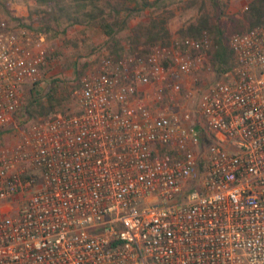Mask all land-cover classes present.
<instances>
[{"label": "built area", "instance_id": "obj_1", "mask_svg": "<svg viewBox=\"0 0 264 264\" xmlns=\"http://www.w3.org/2000/svg\"><path fill=\"white\" fill-rule=\"evenodd\" d=\"M43 40L0 19V264H264V27L230 36L235 65L202 92L195 123L156 104L165 64L208 65L206 32L101 59L75 113L8 143Z\"/></svg>", "mask_w": 264, "mask_h": 264}, {"label": "rangeland", "instance_id": "obj_2", "mask_svg": "<svg viewBox=\"0 0 264 264\" xmlns=\"http://www.w3.org/2000/svg\"><path fill=\"white\" fill-rule=\"evenodd\" d=\"M50 1L47 0L43 5L40 4V0H0V19L10 24H18L15 18H19V21L25 23L27 28L35 34L42 33L44 40L39 42L38 47L44 51L46 56V64L40 69L39 79L34 86L25 89L13 123L11 122L3 131L4 140L8 143H12L19 134L17 131L32 119L43 117L53 111L75 113L78 110L76 93L83 78L98 66L101 59L113 58L112 52H118L117 49L111 47L113 40L104 34L99 18L92 21L83 20V11L88 6L83 8L77 6L75 0H67L71 5L69 7L71 15L78 16L80 20L77 23H71V20L65 16L58 20L50 17L47 13L53 8V1ZM95 1L100 6L107 5L106 0ZM109 1L116 4L119 0ZM219 1L223 3V7H216L211 0H165L160 5L154 3L141 7L132 14H127V11L120 13L119 18H127L125 28L116 33L118 45L121 48L120 56L135 51L142 53L145 39L137 36L136 27L157 16L166 20V27L170 31V38L166 39L169 41L161 44L168 49L176 50L178 43L182 40L178 29L195 19L203 3L206 6L204 9L210 15L212 25L223 29L227 34L231 33L233 25H238V22H233L234 19H240L246 5L251 0ZM84 3H89V0H84ZM130 5L133 6L134 3ZM58 10L55 6L54 13L58 14ZM106 11L109 21L117 18V13L113 8L109 7ZM42 22L49 23L50 29H46ZM212 37H214L213 34ZM212 37L208 34L210 46L213 43ZM156 44L161 45L160 42ZM207 63L206 67L188 75H179L178 68L172 63L165 64L168 71L162 82L163 88L165 87L162 93L163 99L156 106L166 107L173 112H187L191 115L193 122H197L195 109L199 97L214 80L221 76L210 66L209 60ZM175 82L180 84L178 92L171 90V85ZM155 86L156 84L152 87ZM49 97L58 98L59 102L53 101L54 107L46 110ZM0 144H2L1 141Z\"/></svg>", "mask_w": 264, "mask_h": 264}, {"label": "trees", "instance_id": "obj_3", "mask_svg": "<svg viewBox=\"0 0 264 264\" xmlns=\"http://www.w3.org/2000/svg\"><path fill=\"white\" fill-rule=\"evenodd\" d=\"M53 1V8H51L50 11L47 13L50 15L51 18L54 20L60 19V17L65 16L67 19L71 20V23H77L79 22L78 16H72L71 12L69 10V7L71 6L67 0H52ZM77 3V6H81L83 8H86L83 11L82 17L83 20L87 19L89 21L100 19V26L104 32V34L110 38L112 41L111 47L113 49H117L116 52H112L114 57L113 59H118L121 55L120 46L118 45V40L116 38V33H118L120 30L125 28L127 23V18H119V14L127 11V14H132L135 10H140L141 7L150 6L152 4H163V1L165 0H119L116 4L113 2H110L109 0H106V4L99 5L97 1L95 0H89V3H84V0H75ZM173 1V0H170ZM212 3L217 7H223V3L219 0H211ZM47 0H40V4H45ZM48 2H51L48 0ZM134 3L133 6L130 4ZM50 5V4H49ZM57 6L59 9V13H54V7ZM205 3H203L202 8L200 9L199 13L195 17V19L188 24H186L184 27H180L178 29V33L182 37L181 39H184L186 37H191L195 39H199L202 37V35L206 32L211 37L212 34L214 37H212V46L210 50L208 51V57L207 61L211 63V67L214 69L216 73L221 75L222 73L231 70L234 65V50L229 45V39L230 36L234 33H240L246 30H249L251 28L255 27H264V0H251L246 5V9L242 13L240 19H234V23L238 22L237 24L233 25L231 33L227 34L224 32L223 29L212 25L210 22V15L204 9ZM113 8L115 12L117 13V18L109 21L107 19L106 13L107 8ZM44 12V11H43ZM49 18V17H48ZM19 25L26 26L25 23H22L19 21V18H15ZM42 25L45 26L46 29H50V24L47 22H42ZM27 27V26H26ZM137 30V36L138 37H144L145 43L144 48L142 50V53H146L148 48L151 45L160 42V44H165L169 40H166L170 38V31L166 27V20L157 17H152L147 23L139 24L136 27ZM182 41V40H181ZM116 53V54H115ZM59 102L58 98L53 99L52 97L48 98V106L46 107V110L52 109L54 107V102ZM41 112V111H40ZM36 119V118H35ZM32 119V120H35Z\"/></svg>", "mask_w": 264, "mask_h": 264}]
</instances>
